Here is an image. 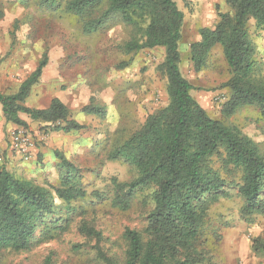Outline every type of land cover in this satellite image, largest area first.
Instances as JSON below:
<instances>
[{
  "label": "trees",
  "instance_id": "trees-1",
  "mask_svg": "<svg viewBox=\"0 0 264 264\" xmlns=\"http://www.w3.org/2000/svg\"><path fill=\"white\" fill-rule=\"evenodd\" d=\"M41 1L43 5L54 2ZM176 2L70 0L65 4V12L77 18L86 36L125 29L128 37L118 48L126 55L161 49L163 59L157 71L165 80L167 103L123 142L111 144L108 159L130 166L134 173L128 183L112 178L105 190L88 193L75 168L59 154L55 185H39L1 170L0 259L7 252H26L66 232L71 225L66 215L89 196L109 200L121 212L138 203L149 207L140 230L123 231L121 256L104 251L100 231L84 221L78 223L77 231L96 242V258L102 264H211L221 241L219 229L209 219L215 202L238 198L239 219L247 224L264 217V150L228 122L245 107L257 109L258 120L264 122V63L257 58L252 35L264 33V0H223L227 11L216 8V23L200 28L199 41L189 46V61L196 73L214 48L221 50L228 72L222 85L228 97L221 119L212 118L199 105L192 96L196 88L180 70L184 16ZM46 64L44 57L15 94H0L4 119L25 127L19 118L25 114L43 125L44 133L83 129L58 99L45 110L24 105ZM84 112L101 113L92 108ZM250 251L254 257H264V236L251 239ZM43 264H51V259Z\"/></svg>",
  "mask_w": 264,
  "mask_h": 264
},
{
  "label": "rangeland",
  "instance_id": "rangeland-1",
  "mask_svg": "<svg viewBox=\"0 0 264 264\" xmlns=\"http://www.w3.org/2000/svg\"><path fill=\"white\" fill-rule=\"evenodd\" d=\"M68 1L54 0L51 5H43L41 0H0L3 13L0 18V61L19 57L21 65L35 66V70L42 58L48 62L54 54L58 85L69 95V106L75 104L76 107L69 109L73 119L77 112L90 116L82 125L83 129L65 134L67 136L59 141V150L54 157H49L47 162L36 157L38 165H28L21 174H13L39 185L46 182L55 185L59 176L56 154H59L75 168L84 188L92 193L105 190L112 178L127 183L134 178L130 166L110 161L108 153L112 142H123L149 114L166 105L165 80L157 71L163 51L144 50L126 55L118 48L128 37L122 27L84 35L77 18L64 10ZM176 3L184 16L179 44L180 70L196 88L192 96L199 105L212 118L221 119L220 110L228 97V91L222 87L228 72L221 50L214 48L204 67L196 73L189 61V46L199 36L200 28H211L216 23V8L221 12L227 8L223 0H177ZM12 10L15 14L8 15ZM4 24L6 40L3 39ZM252 35L257 58L264 63V33ZM261 73L264 76V64ZM85 108L101 113L87 114ZM258 118L257 109L245 107L228 122L238 126L264 150V122ZM88 198L74 204L76 211L66 215L71 222L66 232L51 241L36 243L26 252H7L1 257L0 264H43L47 258L51 259V264H102L96 258V242L83 237L76 229L81 221L101 232L104 240L100 245L106 253L121 256L123 231L126 228L140 230L143 215L149 207L138 203L127 212H121L112 207L109 200ZM240 204L238 198L220 199L210 210V222L221 235L211 264H223L226 237L234 235L236 248L247 251L252 238L264 236V217H256L250 224L244 223L238 215ZM247 263L264 264V257L250 254Z\"/></svg>",
  "mask_w": 264,
  "mask_h": 264
},
{
  "label": "crops",
  "instance_id": "crops-1",
  "mask_svg": "<svg viewBox=\"0 0 264 264\" xmlns=\"http://www.w3.org/2000/svg\"><path fill=\"white\" fill-rule=\"evenodd\" d=\"M14 15L15 11H9L8 15ZM6 13L4 16L6 17ZM14 17V16H12ZM16 18V15H15ZM14 18V19H15ZM5 24L3 25V39L6 40L5 36ZM199 41V36L196 38L195 42ZM6 44V41L3 42ZM18 59V61H17ZM56 58L54 54L50 55L46 66L42 69L41 76L38 83L35 84L28 97L25 100L24 105L27 108L35 110H45L49 107L53 99H58L63 105L68 109L75 110V104L70 107V97L66 92H63L59 87V73L57 70V65L55 62ZM36 65V64H34ZM37 66V65H36ZM33 68L26 67L25 64L21 65V59L15 57L12 59L1 60L0 61V94L2 95H12L15 94L20 84L30 75L34 70ZM75 119L77 123L84 126V123L89 115H84L82 112H77ZM96 116V115H95ZM19 118L26 123V128L30 134L35 138L34 148L30 150V158L24 161L21 155L15 153L10 148V138L9 133L17 127H23L4 119L2 114V106L0 104V171L6 170L10 173L21 174L22 170L27 169L28 165H38L36 162L37 158L40 157L44 162H47L49 157H54L56 150H59V141L64 140L68 133L62 132H48L45 137L42 138L44 131L42 130L43 125L31 120L25 114H19ZM73 118V116H72ZM57 153V152H56ZM33 160V162H31ZM225 251L222 255L223 264H248L247 258L251 254L250 248L248 246L247 251H240L236 248L237 238L234 235L225 238Z\"/></svg>",
  "mask_w": 264,
  "mask_h": 264
},
{
  "label": "built area",
  "instance_id": "built-area-1",
  "mask_svg": "<svg viewBox=\"0 0 264 264\" xmlns=\"http://www.w3.org/2000/svg\"><path fill=\"white\" fill-rule=\"evenodd\" d=\"M46 133H43L42 138L45 137ZM10 138V148L15 153L21 155L24 161L29 160L30 150L34 148L35 138L30 134V132L24 127L14 128L9 133Z\"/></svg>",
  "mask_w": 264,
  "mask_h": 264
}]
</instances>
